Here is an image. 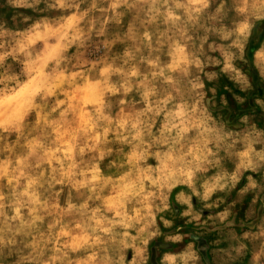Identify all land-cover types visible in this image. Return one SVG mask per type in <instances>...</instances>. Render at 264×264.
Instances as JSON below:
<instances>
[{"label": "rangeland", "instance_id": "1", "mask_svg": "<svg viewBox=\"0 0 264 264\" xmlns=\"http://www.w3.org/2000/svg\"><path fill=\"white\" fill-rule=\"evenodd\" d=\"M0 264H264V0H0Z\"/></svg>", "mask_w": 264, "mask_h": 264}]
</instances>
